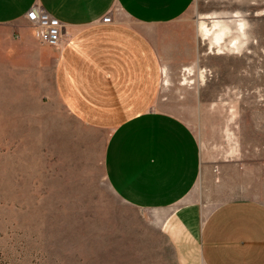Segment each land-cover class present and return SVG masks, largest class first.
I'll return each mask as SVG.
<instances>
[{
    "label": "rangeland",
    "instance_id": "obj_1",
    "mask_svg": "<svg viewBox=\"0 0 264 264\" xmlns=\"http://www.w3.org/2000/svg\"><path fill=\"white\" fill-rule=\"evenodd\" d=\"M235 14L244 23V35L232 36L240 50L208 53L202 18ZM25 28L21 38L0 26V264H184L157 211L110 190L106 133L67 113L52 49ZM165 30L196 35L190 48L200 54L164 71L158 103L198 140L202 168L191 195L203 216L237 197L264 200V0H195Z\"/></svg>",
    "mask_w": 264,
    "mask_h": 264
},
{
    "label": "crops",
    "instance_id": "obj_2",
    "mask_svg": "<svg viewBox=\"0 0 264 264\" xmlns=\"http://www.w3.org/2000/svg\"><path fill=\"white\" fill-rule=\"evenodd\" d=\"M194 1L0 0V26L25 38L33 8L63 24L62 42L50 47L56 97L73 119L106 133L110 190L138 210L157 211L184 264H264V200L237 197L204 217L191 195L202 168L198 140L158 103L164 71L200 57L190 48L196 35L165 30ZM107 15L111 23L102 22Z\"/></svg>",
    "mask_w": 264,
    "mask_h": 264
},
{
    "label": "bare ground",
    "instance_id": "obj_3",
    "mask_svg": "<svg viewBox=\"0 0 264 264\" xmlns=\"http://www.w3.org/2000/svg\"><path fill=\"white\" fill-rule=\"evenodd\" d=\"M210 24V27L206 25ZM201 27V28H200ZM199 28V36L207 44V52L214 55H229L236 53L241 48V41L236 40L237 36L244 35V23L239 15L213 16L202 18ZM236 37L232 41V36ZM203 74L200 81H204Z\"/></svg>",
    "mask_w": 264,
    "mask_h": 264
},
{
    "label": "built area",
    "instance_id": "obj_4",
    "mask_svg": "<svg viewBox=\"0 0 264 264\" xmlns=\"http://www.w3.org/2000/svg\"><path fill=\"white\" fill-rule=\"evenodd\" d=\"M28 27L33 37L42 45L57 47L64 38L63 24L43 9H30L25 14ZM111 16L102 19L103 23H111Z\"/></svg>",
    "mask_w": 264,
    "mask_h": 264
}]
</instances>
